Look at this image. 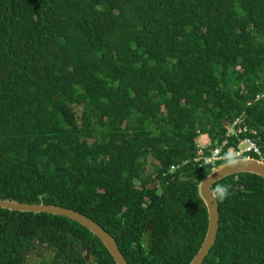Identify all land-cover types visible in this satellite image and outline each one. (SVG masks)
<instances>
[{
  "label": "trees",
  "instance_id": "trees-1",
  "mask_svg": "<svg viewBox=\"0 0 264 264\" xmlns=\"http://www.w3.org/2000/svg\"><path fill=\"white\" fill-rule=\"evenodd\" d=\"M198 137L264 158V0H0V199L92 219L128 264H189L208 226ZM211 190L203 264H264V179ZM44 250L115 264L69 219L0 209V264Z\"/></svg>",
  "mask_w": 264,
  "mask_h": 264
},
{
  "label": "water",
  "instance_id": "water-1",
  "mask_svg": "<svg viewBox=\"0 0 264 264\" xmlns=\"http://www.w3.org/2000/svg\"><path fill=\"white\" fill-rule=\"evenodd\" d=\"M238 174H251L264 179V162L251 157L235 159L211 169L198 184V195L206 208L208 226L204 240L189 264H203L217 239L220 218L218 204L212 194V186L227 177ZM0 209L19 213L48 214L69 219L96 237L107 249L115 264H128L115 239L92 219L76 211L42 203L27 204L2 199H0Z\"/></svg>",
  "mask_w": 264,
  "mask_h": 264
},
{
  "label": "built area",
  "instance_id": "built-area-1",
  "mask_svg": "<svg viewBox=\"0 0 264 264\" xmlns=\"http://www.w3.org/2000/svg\"><path fill=\"white\" fill-rule=\"evenodd\" d=\"M239 122V121H237ZM236 122V123H237ZM245 131V130H244ZM241 133V132H238ZM255 134V132H252ZM232 134H235V131L232 132ZM232 134H228L227 138H230ZM237 136V135H235ZM238 144L236 147H228V149L224 152H222V148L225 145V143L221 147H217L216 149L210 151L209 154L203 153V157H198V161L201 160V166H207L211 169H214L217 167L218 163H226L228 161H232L235 159H241L243 157H251V155H255L259 158V160L264 161L262 152L257 145V143L252 140L251 138H244L238 140ZM244 146V148H242Z\"/></svg>",
  "mask_w": 264,
  "mask_h": 264
},
{
  "label": "rangeland",
  "instance_id": "rangeland-1",
  "mask_svg": "<svg viewBox=\"0 0 264 264\" xmlns=\"http://www.w3.org/2000/svg\"><path fill=\"white\" fill-rule=\"evenodd\" d=\"M232 132L230 134H232ZM196 147H197V153H198L197 156L203 157V153L210 149L209 140L207 138H199L198 137V139L196 141ZM242 148H244V146ZM150 163H151V160H150ZM43 253L44 254H42V252H41V254L30 253L28 256V263L29 264H41L42 262L43 263L47 262V260L49 259L50 253L47 252L46 250H44Z\"/></svg>",
  "mask_w": 264,
  "mask_h": 264
},
{
  "label": "clouds",
  "instance_id": "clouds-1",
  "mask_svg": "<svg viewBox=\"0 0 264 264\" xmlns=\"http://www.w3.org/2000/svg\"><path fill=\"white\" fill-rule=\"evenodd\" d=\"M215 193L220 199L225 198L228 195V186H217L215 188Z\"/></svg>",
  "mask_w": 264,
  "mask_h": 264
}]
</instances>
